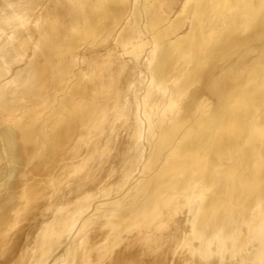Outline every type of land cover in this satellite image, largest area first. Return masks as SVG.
<instances>
[{
  "label": "bare ground",
  "instance_id": "6f19581e",
  "mask_svg": "<svg viewBox=\"0 0 264 264\" xmlns=\"http://www.w3.org/2000/svg\"><path fill=\"white\" fill-rule=\"evenodd\" d=\"M0 264H264V0H0Z\"/></svg>",
  "mask_w": 264,
  "mask_h": 264
}]
</instances>
